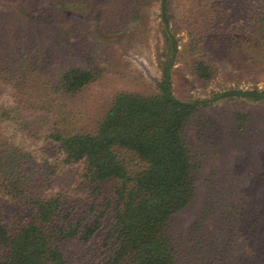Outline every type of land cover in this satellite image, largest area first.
Returning a JSON list of instances; mask_svg holds the SVG:
<instances>
[{
	"label": "rangeland",
	"instance_id": "rangeland-1",
	"mask_svg": "<svg viewBox=\"0 0 264 264\" xmlns=\"http://www.w3.org/2000/svg\"><path fill=\"white\" fill-rule=\"evenodd\" d=\"M28 1L0 0V16L15 10L37 14L48 2ZM124 2L127 0L69 3L66 14L77 30L64 42L50 35H35L32 44H26V57L33 58L38 51L43 62L57 67L93 63L103 73L69 101L74 109L67 119L74 127L91 126L97 110L115 92H158L163 69L170 64L173 94L204 102L186 128L198 162L196 196L170 221L180 241L178 264H264V99L221 95L231 90L264 89V43L243 42V28L231 31L222 27L229 17L249 16L250 0H164L165 4L163 0H138L127 11ZM210 4L214 6L207 10ZM139 9L143 12L139 20H127L126 15ZM172 41L175 51L169 46ZM20 42L14 55L24 53ZM200 60L211 67L210 78L203 79L197 70ZM10 89L0 82V116L6 115L2 108L17 115L23 104L15 102ZM52 122L43 119L35 135L27 129L21 131L15 119L2 116L0 128L11 132L13 141L32 154L28 167L38 179L39 193L75 198L77 209L87 210L93 197H88L81 183L83 163L61 162V153H55L45 137ZM46 161L52 165L49 175ZM45 179L50 181L42 182ZM203 211L207 214L205 237L197 226ZM110 223L103 220L104 225L87 244L69 243L67 264H104L109 252L106 246L99 249V244ZM207 244L209 247L203 248Z\"/></svg>",
	"mask_w": 264,
	"mask_h": 264
},
{
	"label": "trees",
	"instance_id": "trees-1",
	"mask_svg": "<svg viewBox=\"0 0 264 264\" xmlns=\"http://www.w3.org/2000/svg\"><path fill=\"white\" fill-rule=\"evenodd\" d=\"M86 1L48 0L37 14L15 10L0 16V82L10 86L15 102L23 103L18 116L11 115L12 109L2 108L6 115L0 117L15 119L21 131L27 129L35 135L43 119L51 118L45 137L55 153H61L62 163H83L81 183L88 197H93L87 210H78L75 198L39 193L38 179L28 167L32 154L13 141L11 132L0 128V264H67V245L92 241L103 220H111L99 244V249L106 246L109 252L104 264H178L180 241L170 221L196 196L198 162L186 128L204 102L173 94L167 64L158 92H115L97 110L91 126H70L67 114H73L74 107L69 101L103 73L93 63L57 67L43 62L38 51L27 58L26 44H32L37 34L64 42L77 30L66 14L69 3ZM135 2L138 0L124 2L125 10ZM250 2L249 16L224 18L222 27L231 31L243 28V42L263 44L264 0ZM142 15L140 10L126 18L139 20ZM163 21L167 23L166 18ZM18 42L23 43L24 53L14 55ZM169 46L176 50L173 41ZM206 63L198 62L203 79L211 77ZM230 94L264 99V89L231 90L221 95ZM31 99L34 101L29 102ZM24 114L27 117L21 118ZM46 164L49 175L52 165ZM104 184L110 187L106 189ZM206 215L203 211L197 218L204 237Z\"/></svg>",
	"mask_w": 264,
	"mask_h": 264
}]
</instances>
